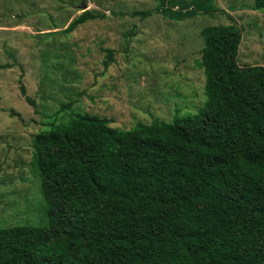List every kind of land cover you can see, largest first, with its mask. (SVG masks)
Segmentation results:
<instances>
[{
  "label": "trees",
  "instance_id": "trees-1",
  "mask_svg": "<svg viewBox=\"0 0 264 264\" xmlns=\"http://www.w3.org/2000/svg\"><path fill=\"white\" fill-rule=\"evenodd\" d=\"M155 12L228 17L201 31L205 107L130 130L74 113L35 136L48 225L0 228V264H264V67L239 66L242 28L215 0ZM104 18L87 10L66 31Z\"/></svg>",
  "mask_w": 264,
  "mask_h": 264
},
{
  "label": "rangeland",
  "instance_id": "rangeland-1",
  "mask_svg": "<svg viewBox=\"0 0 264 264\" xmlns=\"http://www.w3.org/2000/svg\"><path fill=\"white\" fill-rule=\"evenodd\" d=\"M159 1L0 0V228L48 225L33 164L39 133L67 124L74 113L130 130L205 107L201 31L230 21L225 15L170 21L155 12ZM193 1L168 3L179 8ZM215 3L242 28L239 66L264 67V12L254 10V0ZM84 5L105 18L68 33ZM109 50L114 62L105 67Z\"/></svg>",
  "mask_w": 264,
  "mask_h": 264
},
{
  "label": "water",
  "instance_id": "water-1",
  "mask_svg": "<svg viewBox=\"0 0 264 264\" xmlns=\"http://www.w3.org/2000/svg\"><path fill=\"white\" fill-rule=\"evenodd\" d=\"M82 9H84L85 11H87V10H86V9H87V6H86V5H84Z\"/></svg>",
  "mask_w": 264,
  "mask_h": 264
}]
</instances>
